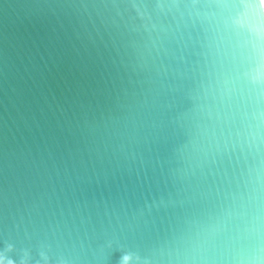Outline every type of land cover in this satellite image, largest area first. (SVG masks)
Wrapping results in <instances>:
<instances>
[{"label": "water", "instance_id": "obj_1", "mask_svg": "<svg viewBox=\"0 0 264 264\" xmlns=\"http://www.w3.org/2000/svg\"><path fill=\"white\" fill-rule=\"evenodd\" d=\"M0 264H264V0H0Z\"/></svg>", "mask_w": 264, "mask_h": 264}]
</instances>
